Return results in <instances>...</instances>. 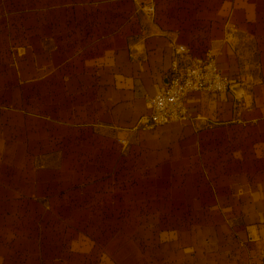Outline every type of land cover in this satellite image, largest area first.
Returning a JSON list of instances; mask_svg holds the SVG:
<instances>
[{
    "label": "crops",
    "instance_id": "0c3cea01",
    "mask_svg": "<svg viewBox=\"0 0 264 264\" xmlns=\"http://www.w3.org/2000/svg\"><path fill=\"white\" fill-rule=\"evenodd\" d=\"M180 46L232 90L149 130ZM0 264H264V0H0Z\"/></svg>",
    "mask_w": 264,
    "mask_h": 264
},
{
    "label": "built area",
    "instance_id": "2783aa9c",
    "mask_svg": "<svg viewBox=\"0 0 264 264\" xmlns=\"http://www.w3.org/2000/svg\"><path fill=\"white\" fill-rule=\"evenodd\" d=\"M146 10L153 17L154 4ZM175 53L178 58L173 63L167 86L146 99L150 110L146 122L149 130L189 120L187 100L191 96L204 92L221 95L232 90V78L222 72L215 55H193L184 46L176 48Z\"/></svg>",
    "mask_w": 264,
    "mask_h": 264
}]
</instances>
